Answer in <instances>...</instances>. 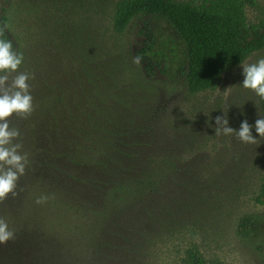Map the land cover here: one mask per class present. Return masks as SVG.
Listing matches in <instances>:
<instances>
[{
  "label": "rangeland",
  "instance_id": "1",
  "mask_svg": "<svg viewBox=\"0 0 264 264\" xmlns=\"http://www.w3.org/2000/svg\"><path fill=\"white\" fill-rule=\"evenodd\" d=\"M118 1L0 0L17 46L14 66L0 75V264L47 262L38 242L13 234L15 218L38 217L24 195L27 159L39 166L60 163L54 155L66 151L80 156V133L118 150L121 137L144 126L156 163L169 161L176 174L159 197L168 213L147 231L148 248L140 241L143 264H184L192 246L208 261L264 264V207L256 203L264 181V50L225 73L216 91L191 95L183 39L149 16L116 34ZM255 1L250 23L264 18V0ZM246 217L257 229H241Z\"/></svg>",
  "mask_w": 264,
  "mask_h": 264
},
{
  "label": "trees",
  "instance_id": "2",
  "mask_svg": "<svg viewBox=\"0 0 264 264\" xmlns=\"http://www.w3.org/2000/svg\"><path fill=\"white\" fill-rule=\"evenodd\" d=\"M257 7L255 0H119L113 28L123 35L141 16L168 21L186 45L189 94L198 95L216 91L225 73L264 50V18L250 23L247 15L248 8ZM7 23L0 16V75L14 66L17 48ZM134 135L126 141L121 137L114 150L80 133L83 155L66 151L54 155L60 163L39 166L27 159L24 168L31 180L24 195L38 217L31 224L11 218L2 227L13 222L20 230L13 234L38 242L47 260L42 264H143L140 241L147 247V231H154L161 214L168 213L159 197L166 194L165 183L176 171L169 161L156 163L155 141L146 126ZM32 171L37 173L32 176ZM256 203L264 207V181ZM257 227L253 217L241 222L245 231ZM183 262L222 264L208 261L198 246L186 251Z\"/></svg>",
  "mask_w": 264,
  "mask_h": 264
}]
</instances>
